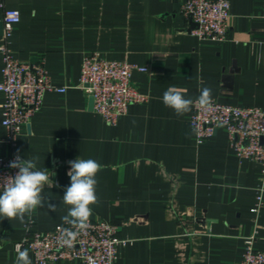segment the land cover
<instances>
[{"label": "crops", "instance_id": "1", "mask_svg": "<svg viewBox=\"0 0 264 264\" xmlns=\"http://www.w3.org/2000/svg\"><path fill=\"white\" fill-rule=\"evenodd\" d=\"M182 3L4 0L21 14L10 38L13 55L43 60L51 81L67 90L45 93L14 146L5 141L0 91V156L39 157L37 170H49L52 180L42 195L57 207L52 212L45 204L23 223L0 217V264H15L29 219L30 233L63 224L69 162L78 158L103 166L91 217L117 223L120 237L129 239L114 264H234L254 232L255 248L264 251V205L257 217L251 211L261 165L237 155L224 126L198 142L194 107L177 116L162 102L170 86L193 100L207 87L221 103L264 110V0H230L229 32L221 41L195 35ZM3 36L0 4V45ZM93 52L136 65L132 82L148 97L131 103L115 125L90 109L80 87L83 58ZM2 67L0 51V81Z\"/></svg>", "mask_w": 264, "mask_h": 264}, {"label": "built area", "instance_id": "2", "mask_svg": "<svg viewBox=\"0 0 264 264\" xmlns=\"http://www.w3.org/2000/svg\"><path fill=\"white\" fill-rule=\"evenodd\" d=\"M3 7L4 38L0 45L3 56L0 91L5 95L2 123L7 128L5 141L11 146L21 130L42 105L47 91L65 92L67 86L51 81L43 60L35 63L15 57L9 47L14 26L20 21L18 9ZM182 10L198 26L193 33L201 39L221 41L229 32L230 0H183ZM136 65L126 61L111 60L93 52L83 58L80 70V87L93 96L95 110L106 123L115 125L127 113L131 103L147 100L132 82L131 73ZM149 70L147 68H141ZM220 126L226 127L232 147L240 158L261 165L256 202L251 211L257 217L264 205L259 189L264 187V110L256 106H237L212 100V107L204 111L194 107L191 127L198 142L212 136ZM19 155L13 151L0 156V183L15 176L18 169L10 162ZM32 219L25 224L27 233L16 243L21 249L32 252L36 264L79 260L83 264H114L118 248L129 239L120 237L119 225L112 221L90 217L89 227L76 239L72 247L59 243L61 230L68 225L59 224L45 231L29 232ZM256 233L245 238V250L234 264H264V251L255 248Z\"/></svg>", "mask_w": 264, "mask_h": 264}, {"label": "clouds", "instance_id": "3", "mask_svg": "<svg viewBox=\"0 0 264 264\" xmlns=\"http://www.w3.org/2000/svg\"><path fill=\"white\" fill-rule=\"evenodd\" d=\"M212 90L202 88L200 95L195 99L186 98L185 90L170 86L163 93V104L174 110L177 116H182L198 107L208 111L212 107ZM39 157L21 159L19 155L10 162V167L18 169L15 176H9L0 183V217L9 220L17 219L24 222L25 216H30L37 208H47L52 212L56 206L48 202L42 195L45 186L52 183L48 175L49 170H37ZM70 163V186L63 195V203L68 207L67 214L61 217L64 227L61 230L59 243L62 246L72 247L77 237L89 227L92 216V205L98 204L96 195V175L102 170V165L94 159H80ZM264 193V187L259 189ZM15 264H32L27 249L22 250L20 245L16 247Z\"/></svg>", "mask_w": 264, "mask_h": 264}, {"label": "water", "instance_id": "4", "mask_svg": "<svg viewBox=\"0 0 264 264\" xmlns=\"http://www.w3.org/2000/svg\"><path fill=\"white\" fill-rule=\"evenodd\" d=\"M190 21L192 23V27H197L198 26V24L195 21H193L191 17H190ZM93 105H94V98H93V96H90V98H89V107H90V109H93Z\"/></svg>", "mask_w": 264, "mask_h": 264}]
</instances>
